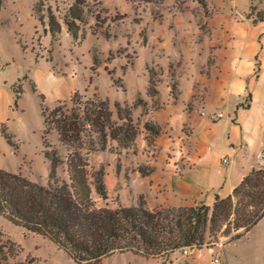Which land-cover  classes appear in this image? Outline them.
Here are the masks:
<instances>
[{"label":"rangeland","instance_id":"rangeland-1","mask_svg":"<svg viewBox=\"0 0 264 264\" xmlns=\"http://www.w3.org/2000/svg\"><path fill=\"white\" fill-rule=\"evenodd\" d=\"M37 1L4 0L0 11V168L21 171L32 180L47 183L49 161L44 150L55 148L63 161L57 174L67 180L64 161L70 147L59 142L55 130L45 127L41 106L50 110L60 104L65 110L71 106L74 91L85 96L95 93L109 99L115 119L114 103L139 104L133 110L138 132L131 146L124 148L108 140L103 150H81L88 158L91 182L100 167L105 171L108 197L93 192L95 203L136 205L139 196L147 201L145 193L138 191L145 190L147 183L137 168L151 167L163 150L158 153L156 136L143 122L159 125L165 134L171 129L173 136L191 131L185 123L180 133L186 118L178 106L169 115V108H163L167 98L185 101L188 111L194 109L193 102L204 96L197 83L199 75H209L216 48L231 36L228 21L235 17L253 22L264 9V0H100V22L88 17L84 37L79 33L76 39L62 20L68 0H44V24L34 10ZM48 8L61 23L56 39L45 30ZM234 29L241 35L248 32L241 24H235ZM19 86L16 106L14 89ZM208 103L205 111L211 117L216 104L211 98ZM45 120L49 123L47 115ZM168 121L170 126L165 123ZM5 127L17 149L4 138L1 130ZM46 129L47 145H43ZM228 131L225 127L219 130L223 135ZM197 203L206 202L200 199ZM193 249L185 252L180 248L156 257L115 252L100 264H210L214 257H218L216 264H264V216L234 241L228 243L221 236L217 243ZM0 264L77 263L48 238L0 214Z\"/></svg>","mask_w":264,"mask_h":264},{"label":"trees","instance_id":"trees-1","mask_svg":"<svg viewBox=\"0 0 264 264\" xmlns=\"http://www.w3.org/2000/svg\"><path fill=\"white\" fill-rule=\"evenodd\" d=\"M3 2L0 0V11ZM99 4L100 0H68L62 20L73 39L79 33L84 37L88 17L100 22ZM43 5L44 0H38L34 6L41 24L45 23L41 14ZM263 18L264 9L257 13L253 23ZM46 25L45 30L56 39L61 23L49 8ZM31 87L37 90L35 84ZM20 92V86L14 89L16 106ZM39 95L43 101V94ZM249 98L248 94L246 100ZM70 102L71 106L65 110L60 104L50 110L41 106L45 127L55 130L59 142L70 147L64 161L68 179L57 174L63 161L55 148L44 150L49 161L47 183L32 180L21 171L0 168V214L11 223L48 238L75 263L100 264L115 252L126 251L145 257L168 255L180 248L209 246L221 236L229 243L248 232L264 216V166L251 169L228 195L215 194L211 204L150 208L143 196H139L136 205L97 206L93 192L103 199L108 197L105 171L100 167L91 182L88 158L81 150H103L108 140L124 148L131 146L138 132L133 110L139 104L114 103L118 116L115 119L109 99L95 93L85 96L74 91ZM143 127L156 137L161 132L159 125L148 120L143 122ZM47 129L42 135L43 145H47L44 135ZM1 132L17 149L6 127ZM137 170L147 175L153 168Z\"/></svg>","mask_w":264,"mask_h":264},{"label":"crops","instance_id":"crops-1","mask_svg":"<svg viewBox=\"0 0 264 264\" xmlns=\"http://www.w3.org/2000/svg\"><path fill=\"white\" fill-rule=\"evenodd\" d=\"M231 19L248 32L237 34L235 24L228 21L231 36L216 48L209 75L197 80L203 99L194 101L191 111L180 99L167 98L163 106L169 115L178 106L186 118L180 133L185 123L191 131L173 136L171 129L170 134L161 129L156 137L158 153L161 149L163 153L150 174H141L147 188L137 189L145 193L150 208L193 205L200 199L211 204L215 194L228 195L251 169L264 166V18L257 23ZM210 98L216 104L214 119L205 111ZM222 127L229 129L227 135L219 132Z\"/></svg>","mask_w":264,"mask_h":264},{"label":"built area","instance_id":"built-area-1","mask_svg":"<svg viewBox=\"0 0 264 264\" xmlns=\"http://www.w3.org/2000/svg\"><path fill=\"white\" fill-rule=\"evenodd\" d=\"M2 64L0 63V66ZM218 117L222 116V113H218L217 115ZM223 162L226 163L228 160H227V157L226 156H223L222 158ZM184 251L186 252V248H184ZM218 262V257H214L211 261H210V264H216Z\"/></svg>","mask_w":264,"mask_h":264}]
</instances>
